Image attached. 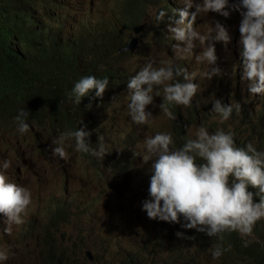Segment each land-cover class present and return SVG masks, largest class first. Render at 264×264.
Masks as SVG:
<instances>
[{
    "label": "clouds",
    "instance_id": "obj_1",
    "mask_svg": "<svg viewBox=\"0 0 264 264\" xmlns=\"http://www.w3.org/2000/svg\"><path fill=\"white\" fill-rule=\"evenodd\" d=\"M133 1L134 14L109 40L106 1L0 0V145L29 147L51 169L41 203L7 171L11 161L0 160V232L44 264H132L138 255L157 259L146 264L197 263L199 252L177 255L180 243L211 247L212 264H223L228 237L248 247L264 231V0H180L181 8ZM205 15L215 19L200 29ZM149 23L165 26L173 54L128 74L123 61L139 54ZM231 44L237 53L228 83L220 84L225 98H210L222 127L186 126L200 116L197 78H221L220 49ZM189 57L199 71L179 63ZM42 66L50 70L37 77ZM119 90L134 124H149L157 107L169 119L168 130L135 146L134 159L150 161L139 208L154 225L140 233L143 246L141 239L125 245L97 225L100 180L110 195L133 172L95 115ZM11 255V245L0 243V264Z\"/></svg>",
    "mask_w": 264,
    "mask_h": 264
},
{
    "label": "rangeland",
    "instance_id": "obj_2",
    "mask_svg": "<svg viewBox=\"0 0 264 264\" xmlns=\"http://www.w3.org/2000/svg\"><path fill=\"white\" fill-rule=\"evenodd\" d=\"M164 3L170 7L183 5L180 0L176 3L164 0ZM215 18L213 16H202L198 23H201L200 29H204L212 23ZM232 20V17L229 19ZM167 30L156 24L149 23L146 33L142 38V45L139 54L127 58L123 61L126 73L134 72L139 69L149 58H171V44L175 43L171 37H167ZM200 49L198 48L196 52ZM195 52V53H196ZM194 53V54H195ZM237 46L231 44L229 47L220 49V60L216 64L221 69V78L218 79H199L197 82L202 86L200 94L198 111V119H190V112L183 110V115L190 119L188 127H195L200 123L208 125L209 131L216 127H222L221 124L214 119V114L209 112L212 105L210 98H219L223 101L225 98L224 88L221 87V81L228 83L230 78L229 65L236 58ZM185 65L189 71H199L202 65L198 64L193 57L179 61ZM242 93L238 94V99H243ZM127 98L123 91L119 90L110 98V102L101 110L96 111L95 115L99 121L104 124V138L108 140L118 157H127V160L133 165V172L124 182L116 189L113 194L105 191L107 180H100V187L97 191L96 207L99 210L100 218L97 225L105 232L115 237L125 238V245H131L137 239H141L143 246V238L140 233L150 230L154 225V220L148 218L144 211L139 208V199L141 195L147 196V174L149 173V162L142 164L141 157L134 159L135 146L142 142L147 135H152L156 131L168 130L169 119L160 112L159 107L154 110L153 117L149 124L136 125L127 114ZM32 139V136L30 137ZM31 150L29 147H21L15 150L4 149L0 145V160L7 157L11 161V165L7 171L14 174L24 185L28 186L39 202H44L49 196L51 184V169L43 159H32L30 157ZM108 166L103 167L106 169ZM111 180V179H110ZM153 232V231H152ZM0 243L11 245L12 255L5 264H44V261L35 254H24L19 250V245L10 237L0 232ZM156 247L160 252L159 246ZM170 247V246H168ZM210 248L199 250V247L190 246L180 243L175 249L177 255L186 256L191 259L193 254L201 255L195 264H212L210 261Z\"/></svg>",
    "mask_w": 264,
    "mask_h": 264
},
{
    "label": "trees",
    "instance_id": "obj_3",
    "mask_svg": "<svg viewBox=\"0 0 264 264\" xmlns=\"http://www.w3.org/2000/svg\"><path fill=\"white\" fill-rule=\"evenodd\" d=\"M50 70L49 66H42L37 70V77H41ZM258 242L250 244L248 247H242L238 236H230L227 238V243L231 247L222 255L223 264H264V231L258 230ZM156 262L157 259L147 258L146 256L138 255L132 264H146L148 261Z\"/></svg>",
    "mask_w": 264,
    "mask_h": 264
},
{
    "label": "bare ground",
    "instance_id": "obj_4",
    "mask_svg": "<svg viewBox=\"0 0 264 264\" xmlns=\"http://www.w3.org/2000/svg\"><path fill=\"white\" fill-rule=\"evenodd\" d=\"M104 1H106L107 4L103 15L102 25H103V31L106 33L107 38L110 40L113 38L112 29L119 23H125L126 20L134 14L136 9V4L133 0H128L127 2H123V0H102L101 5L103 4ZM173 2L176 3L177 0H174ZM179 8H181V6ZM85 21H88V19H85ZM237 76L239 77V81H240L242 77L240 66L239 69L237 70ZM199 90L200 88H198L197 91Z\"/></svg>",
    "mask_w": 264,
    "mask_h": 264
}]
</instances>
